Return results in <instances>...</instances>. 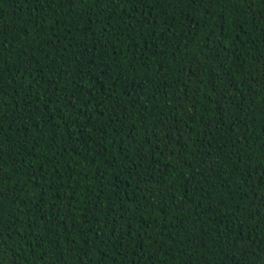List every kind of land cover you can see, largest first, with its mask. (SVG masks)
Here are the masks:
<instances>
[{"label": "trees", "instance_id": "obj_1", "mask_svg": "<svg viewBox=\"0 0 264 264\" xmlns=\"http://www.w3.org/2000/svg\"><path fill=\"white\" fill-rule=\"evenodd\" d=\"M0 264H264V0H0Z\"/></svg>", "mask_w": 264, "mask_h": 264}]
</instances>
